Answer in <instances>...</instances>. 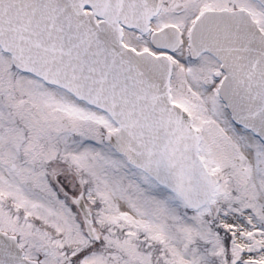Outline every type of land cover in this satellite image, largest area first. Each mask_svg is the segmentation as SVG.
<instances>
[{
	"label": "snow or ice",
	"instance_id": "snow-or-ice-1",
	"mask_svg": "<svg viewBox=\"0 0 264 264\" xmlns=\"http://www.w3.org/2000/svg\"><path fill=\"white\" fill-rule=\"evenodd\" d=\"M0 264H264V0H0Z\"/></svg>",
	"mask_w": 264,
	"mask_h": 264
}]
</instances>
